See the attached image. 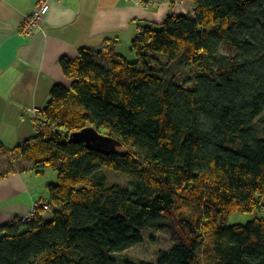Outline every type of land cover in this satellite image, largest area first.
Returning <instances> with one entry per match:
<instances>
[{
    "label": "trees",
    "instance_id": "1",
    "mask_svg": "<svg viewBox=\"0 0 264 264\" xmlns=\"http://www.w3.org/2000/svg\"><path fill=\"white\" fill-rule=\"evenodd\" d=\"M188 1L192 15L140 29L134 62L109 45L60 60L73 83L53 88L16 148L37 174L58 173L50 217L0 226V264H119L144 230L171 247L125 264H264V0ZM88 127L115 151L70 141ZM104 169L133 186H109Z\"/></svg>",
    "mask_w": 264,
    "mask_h": 264
},
{
    "label": "crops",
    "instance_id": "2",
    "mask_svg": "<svg viewBox=\"0 0 264 264\" xmlns=\"http://www.w3.org/2000/svg\"><path fill=\"white\" fill-rule=\"evenodd\" d=\"M39 1L0 0V226L49 201L53 182L32 170L16 148L37 134L35 119L53 88L71 87L60 60L108 45L125 56L142 27L195 9L188 0H46L50 10L42 29L29 37L23 23Z\"/></svg>",
    "mask_w": 264,
    "mask_h": 264
},
{
    "label": "rangeland",
    "instance_id": "3",
    "mask_svg": "<svg viewBox=\"0 0 264 264\" xmlns=\"http://www.w3.org/2000/svg\"><path fill=\"white\" fill-rule=\"evenodd\" d=\"M125 56L131 62L136 61V56L131 52V48L130 52L126 53ZM160 58L163 63L167 62V59L164 57ZM179 78L183 84L191 86L190 81L192 79V75L190 74L189 69L185 70ZM103 171L107 175L109 186L120 185L123 188H131L133 186L132 180L128 176L115 173L107 169H104ZM41 177L49 182H58V173L51 169H47ZM257 215H259L258 212L254 214H233L226 218L225 224L228 226L245 225L247 222L253 220ZM46 217H50L49 212ZM143 236L144 242L142 244L134 246L126 252L115 253L112 257L116 258V260L118 259L117 261H119V264H125L127 261L131 263H138L141 260L153 261L155 260L159 250H166L171 247L170 236L165 231L144 230Z\"/></svg>",
    "mask_w": 264,
    "mask_h": 264
},
{
    "label": "built area",
    "instance_id": "4",
    "mask_svg": "<svg viewBox=\"0 0 264 264\" xmlns=\"http://www.w3.org/2000/svg\"><path fill=\"white\" fill-rule=\"evenodd\" d=\"M50 10L49 4L46 2V0H40L33 13L24 21L23 27L27 30V35L29 37L34 36L40 29H42L43 23L45 21V17L47 16L48 12ZM141 32V30H139ZM42 211H49L50 207L47 202H39L37 203L32 211L25 215L24 217H21L22 222H31L36 217L38 212Z\"/></svg>",
    "mask_w": 264,
    "mask_h": 264
},
{
    "label": "water",
    "instance_id": "5",
    "mask_svg": "<svg viewBox=\"0 0 264 264\" xmlns=\"http://www.w3.org/2000/svg\"><path fill=\"white\" fill-rule=\"evenodd\" d=\"M70 141L74 144L86 145L89 149L101 152H106L107 150L114 152L118 145L113 139L102 135L93 127L72 133Z\"/></svg>",
    "mask_w": 264,
    "mask_h": 264
}]
</instances>
